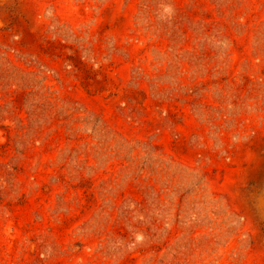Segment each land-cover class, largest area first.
Here are the masks:
<instances>
[{
	"label": "rangeland",
	"instance_id": "374dc122",
	"mask_svg": "<svg viewBox=\"0 0 264 264\" xmlns=\"http://www.w3.org/2000/svg\"><path fill=\"white\" fill-rule=\"evenodd\" d=\"M0 264H264V0H0Z\"/></svg>",
	"mask_w": 264,
	"mask_h": 264
}]
</instances>
